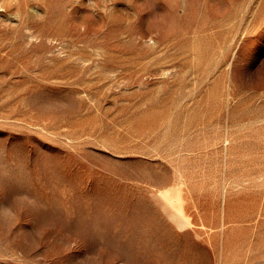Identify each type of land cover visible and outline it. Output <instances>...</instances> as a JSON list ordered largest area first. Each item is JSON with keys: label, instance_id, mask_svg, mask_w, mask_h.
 Wrapping results in <instances>:
<instances>
[{"label": "rangeland", "instance_id": "rangeland-1", "mask_svg": "<svg viewBox=\"0 0 264 264\" xmlns=\"http://www.w3.org/2000/svg\"><path fill=\"white\" fill-rule=\"evenodd\" d=\"M0 264H264V0H0Z\"/></svg>", "mask_w": 264, "mask_h": 264}]
</instances>
